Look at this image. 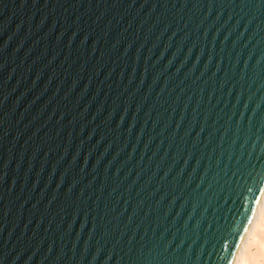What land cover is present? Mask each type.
<instances>
[{
  "label": "water",
  "instance_id": "water-1",
  "mask_svg": "<svg viewBox=\"0 0 264 264\" xmlns=\"http://www.w3.org/2000/svg\"><path fill=\"white\" fill-rule=\"evenodd\" d=\"M264 190V0H0V264H231Z\"/></svg>",
  "mask_w": 264,
  "mask_h": 264
},
{
  "label": "bare ground",
  "instance_id": "bare-ground-1",
  "mask_svg": "<svg viewBox=\"0 0 264 264\" xmlns=\"http://www.w3.org/2000/svg\"><path fill=\"white\" fill-rule=\"evenodd\" d=\"M231 264H264V190Z\"/></svg>",
  "mask_w": 264,
  "mask_h": 264
},
{
  "label": "snow or ice",
  "instance_id": "snow-or-ice-1",
  "mask_svg": "<svg viewBox=\"0 0 264 264\" xmlns=\"http://www.w3.org/2000/svg\"><path fill=\"white\" fill-rule=\"evenodd\" d=\"M249 222H251V221H249Z\"/></svg>",
  "mask_w": 264,
  "mask_h": 264
}]
</instances>
